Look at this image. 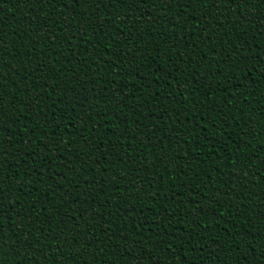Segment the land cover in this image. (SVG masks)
<instances>
[{
    "label": "trees",
    "instance_id": "1",
    "mask_svg": "<svg viewBox=\"0 0 264 264\" xmlns=\"http://www.w3.org/2000/svg\"><path fill=\"white\" fill-rule=\"evenodd\" d=\"M42 3L48 4V0H42ZM58 3L61 4L64 9H67L71 13L72 5L64 4L63 0H58ZM233 6L236 8V11L234 13H231ZM89 7L92 6L90 5ZM189 7H191V5H189ZM195 7L197 8V12L195 14V17H192V19L194 20L183 21L182 28H178L176 32H173L171 27L167 24V20L170 19L169 17L172 16L173 13H175L177 23L179 24L181 23L180 15L183 16L185 15V13L183 12V10L178 12L176 8H172L171 5H169L170 10L166 11L164 14V17L161 22L162 27L154 26L150 30L144 27L145 21L152 20L153 17L157 15L155 13V10H164L160 6H152L150 3L148 5V9L145 8L142 10V15L144 17L140 21V24H138L135 28L131 27V25L122 24L121 28L123 29V32L119 29L116 30L119 32V34L113 30H110L111 24L115 23L114 21L110 23L109 27L104 28L103 33L99 31L93 32L92 21H89L88 31L91 36L84 37L85 40L90 41L88 44H84L83 40L80 39L72 42L65 40V43L67 45H65V48L63 50H60L58 52L57 50L60 41H55L51 39L40 40V45H38L35 50L39 54L41 60L50 59L49 57H47V53L45 51L49 44L52 45V49H47V51H52L54 56L59 55L60 57V61L55 64L54 69L52 68L51 64H49L48 67L44 69L45 81H47V83H45V81H40V84H43L45 92H48L50 90L53 92L51 93L50 98H47V96L45 95V99L43 102L49 105L55 103L58 108L63 109L64 115L70 117V121L72 119L75 120V123L78 128L81 126L83 116L92 115L93 119L87 121L86 127L94 128L95 131L81 133V135H87L89 143H91L92 141L104 142L105 147L103 148L102 145L99 146L98 143L94 145L96 155H93L92 158L89 157V160L86 162L85 158L83 157V153L88 151L87 145H77L76 147L78 148V150L81 151V158H76V156L72 153L71 150L66 152L64 154V157H59L60 159L65 160L66 162L69 159L74 162V168L68 169L69 173H65L64 175L58 173L54 179L50 175L48 178L45 177V183L43 185L29 184V188L32 189V197L39 196L42 202L44 199H48L50 202V198H48L47 196L58 197L61 190H63L64 192L68 191L70 184L72 187L73 195L75 196L77 191L85 190L84 184H87V181H83L85 178L91 180L92 177L95 176L96 181H93V186H98L97 182L102 177H106L107 184L104 186V191L101 192L97 201H91L93 204L97 202L95 205H92V207L96 208L98 213H103L106 219L112 220L111 217H107V213L105 211V208L109 206L107 204V201H105L104 207H99V204L105 199V193H108V199L113 205H118V213L120 211L119 208H130L135 205L137 209L134 218L135 221L143 223L140 216V211L143 210L144 215L149 218L150 223H152L153 225V228L148 229L149 236L159 234L158 229L155 228L156 221L159 219V216L157 215L155 220L152 219L157 209H159L160 213L164 215H170L172 217L177 218H179V215L183 213L185 223H187V221L191 219V209L195 208V204L197 203L196 201L190 200V197L194 193H197L198 195L196 196V199L200 201V207L202 209H205L204 212L200 213V215L204 217L201 220V224L207 225L211 228L210 232H203L204 239L201 242L205 244L206 253L209 252L208 255H205L203 257V264H213V256L216 257V260L219 262V264H223V262L221 261V256L217 255V253H212L210 251V247H207V242L211 236H216L219 240L220 245H224L226 241L229 243L231 242L230 238L227 237V229H223V231L220 230V227L222 229L224 226L223 223H221V226L216 225L217 228L211 227L221 215L225 217H228V215L231 216V212L228 213L227 211V201H222L219 210H216V206L214 205L212 206V208H209L210 201L205 200L203 197V194L206 191H209L207 185L203 183L204 177L200 176L199 180H196L193 178V174L191 172L188 174L187 177H183V172L181 171L179 173L178 168L176 166L183 165L184 167H195L197 172H201L205 169L210 170L211 175L214 177V180L208 181L207 183L212 184L215 183V180H218L221 175L229 171V168L226 167L229 162L227 157L231 159L232 155L233 159H235V157L239 155L240 159L236 162L237 168L244 167L245 169H247L249 163H253L256 165H253L247 170L248 178L251 181L248 185H244L245 188L241 187V181H235L236 190L231 188L228 189V194H235L238 199H244V203L250 209L246 217V219L250 223H241V221L244 220L245 217L241 216L240 214H236L231 217V220L236 222L237 225H239L241 229L244 230V232L242 231L241 233V237L245 235L248 236V238L242 239L241 237H237V240L240 241L239 246L233 245V248H230L228 250L221 247L218 249V252L221 255H224L228 252V255H225V260L230 259V264H233L235 260H237L239 264H264V221L259 218L260 209L254 207V205L258 203L261 204L262 207H264V202H262V200H264V180H261L264 179V163H262L264 162V150H261V146L264 145V128H262L260 124V121L264 120V77L260 76V73L264 72V64H261L260 62L256 61L261 60V62L264 63V36H261L259 32V17L257 16L255 21H253V15L250 10V6H245V11L247 12V15H245V12L240 11V6L235 4V0H230V5H225L224 8V13H231L230 15L226 16V19H228L229 21H233V17H239V20L244 21V23L243 25H241V27L237 28L232 24L227 23L226 20L224 21V27L226 30H229L230 34L221 36L220 39L228 41V43L223 45V49L218 54H214L215 49H213L212 52L210 51V47L212 45H216V47L219 48L220 45L217 43L215 37L211 38L210 40H203L205 37L203 36L201 29L204 28V24L206 22L203 21L201 17L203 16L205 9L200 8L199 5H195ZM63 8L57 5L55 7V10L52 11L51 6L49 9H44L43 7H39L36 4H26L23 2V0H21V2L20 0H0V37H2L4 40L2 47L6 50L8 47L15 45V47H13L12 49L13 52L11 54L5 51L4 59L8 63H5L4 65L5 73L7 75L6 77H4V80L5 84L7 85V91L9 96L15 94L18 100L21 101V103H18L16 105V107L19 108L21 111L26 110L23 107L24 96L32 95L30 91L24 88V84L27 85L29 83V80L27 79L26 75H31L34 77L38 75V73L32 72L30 64L29 70L24 69V77H22L21 75H15V73L18 74L19 71H22V65L19 62H21L23 59H27L30 62H36L38 67L40 66L39 56L35 57L29 54L33 51V44H36V41H33V44L29 43V41L32 37H43L45 31H51L50 29L41 30L39 28L38 20L43 16L42 12L44 10L49 11V15L52 19H56L57 14H61V18H63ZM129 8L131 9L132 6L129 5ZM80 10L81 15H91L90 10L85 11L84 5H80ZM104 11L113 12V15H116L118 12L120 16L124 17L125 21L130 18L138 19V17H131V13H128V15H126V9L124 6H121L119 9H115L114 6L108 5L104 8ZM252 11L254 12L255 9H252ZM96 15H100V9L96 10ZM79 19V16H73L72 23L75 24V22ZM221 19L223 20L224 18L221 17ZM105 22L107 23V21ZM249 22H254L256 24V28L253 27V25ZM234 23H239V21H234ZM189 25L191 27H189ZM52 27H55V25L53 24ZM68 31L69 29L66 27L64 31L61 32V38H63V36L68 33ZM160 31L163 32L165 38L170 35L177 36V39L174 42V48H170L168 44H164L162 42ZM185 31H189L190 33L188 36V40L192 42L191 44H187L183 39ZM204 31L211 32L214 31V29L205 28ZM215 31L217 32V34H219V32L222 30L215 29ZM140 33H144L143 37H140ZM104 34H107V40L102 39V36ZM129 34L135 36L137 39L132 40L133 47L131 49L122 48L121 51L134 52L135 45L138 43L140 45H143L141 51L147 49V53L143 56H140L138 54V59L131 63H129L128 60H125L123 65H120L119 61L117 60L116 63L118 65V69L113 70L115 65L112 64L111 60H102H108L109 56H112V53L114 52V46L121 39V36H124L126 38L129 36ZM75 35V29H73L74 38ZM78 35L79 34L77 33V36ZM241 36H244L246 39L244 40V51L246 54H250L249 60H237V65L234 68H229L227 65H224L225 75L229 76L233 87L229 88L228 92H225L223 88L218 91H213V89L216 88L217 83L221 85H227L229 81L225 80L223 76L213 77L210 81H208V92L212 93L213 106L216 107V111H211V106L205 98V95L199 93L195 97H189L187 101L183 104V106H181L180 101H183L184 97L183 95H175V92L178 89L188 87V85L185 84L186 74H184L185 65L183 64V57L185 60L189 57H195L196 63L200 66L201 71L205 72L204 79H207L208 73L206 71V68L208 66L202 60L206 58L204 54H207L208 58L213 62L211 65V69L214 70L215 62L220 59V56H226L229 52H231L234 59L237 57L236 49L233 46L241 43V40H239L241 39ZM97 37L101 38L102 45L108 44L109 49L105 48L104 51L101 50L99 52L100 59H96L93 62L91 58L96 56V49L92 47V43ZM109 41H111L110 44ZM158 43L160 44L161 50L165 52L163 58H160V56L153 50L154 45ZM193 44L198 45V47L193 49ZM21 46L23 47L21 48ZM136 47L138 51L139 46ZM176 49H179V52L183 56L181 57V61L178 60L175 55H173ZM69 50L73 52V56L69 55ZM255 54H259V56L257 55L252 57ZM85 56L89 57L90 59L88 61H85ZM169 56H171V59H169ZM153 57L156 58L155 63H152ZM127 58L132 57L128 56ZM112 59L115 60V56H112ZM68 60H71L72 64H69ZM101 61L103 63H108L109 68H105L104 64ZM141 61H143L142 64ZM77 63H93L94 66L97 65V67H100L101 74L103 75L104 79L96 84V89L97 92L101 93L100 99H103L105 101L108 99V97H103L102 89L104 85L107 84L109 91H111L112 84L108 83V81L112 80L115 71L119 72V75H116L115 77L116 82L117 84L127 85V87L124 88V94L129 101V105H126L127 108H125L123 112L119 113L121 116L119 117L120 121H117L116 119L105 121L103 112L99 114L100 116L96 115V112L98 110H103L105 107L102 102H97L93 100L92 103L95 107L90 113L87 109V105L85 109H81L79 107V101L82 99L86 101L87 95L89 97L93 95L91 92H87L86 89L81 88V94L76 93L75 91L69 92L67 94L69 99L67 100L66 96L65 101L63 102H61L59 100V97L55 95V92H61V94H64L63 90L69 83L79 84V79L84 78L83 76H81L75 79L69 75V73L75 71V69H73V65H76ZM188 63H191V61H189ZM218 63L219 62H217V64ZM13 64H15V68L12 67ZM135 64H140V74L139 71H137V76L129 75V71L133 68ZM177 65L180 66L181 71L175 74L176 79H172L171 87H169L168 84L165 82L166 78H168V73H171ZM241 65H246V69H242ZM110 66L113 69H111ZM49 69L53 72L54 75L56 74L62 79V83L60 85H55L52 75L49 73ZM157 69L159 70L158 75L160 77V80L154 82L153 76L157 75ZM244 70H251L248 77L244 76ZM41 75H43V72H41ZM177 80L179 82H177ZM203 82L204 80L202 79L200 83ZM241 82H243V87H240L238 85V83ZM31 83L33 88H39V85L35 83L34 79L33 81H31ZM112 83H115V81H112ZM133 85H135V89L146 88L147 90L143 94L135 93ZM157 87H159L165 94H167L168 92H172V99L161 101L160 104H157L155 99L151 95L157 89ZM253 89L255 90L254 97L252 95H248V101H243L245 104L241 103V97L239 95L235 99H233L232 97L233 92L251 93ZM184 95L185 97H187L188 93L185 92ZM145 97H147L148 100H151L152 103H146L145 108L137 112L135 109L136 99L144 100ZM94 99H96V97H94ZM15 102V97H13V105H15ZM5 103H8V97H6ZM73 103L76 104L75 111H71ZM229 104L233 107L242 108L244 113H246V116L239 120L241 127H237L236 120L229 119V117L233 116L232 111L229 109V107H227V105ZM148 107H152V113L150 115L147 113ZM183 108L191 110L187 113V116L190 117V120L185 118ZM253 109L256 110L255 119L249 121V124H252L256 128V132L253 133L251 136H248L241 131V128L248 127V124H246V120H248L249 117H252ZM165 111L167 117H169L168 124L170 125L174 123V120L172 118L175 117L177 111H180V119L182 123L180 134L182 138L184 136V133L187 132V129L190 128L193 124H195L196 121L201 118V116L207 117L208 119L201 120L200 124L201 129H203L205 124L208 125L207 136H205L203 131H200V137L203 143L198 144L193 139V135L189 134L188 143L186 142L187 145L183 146L185 149L184 151L177 153L175 149L180 145H178L175 140H171L170 147L165 149L164 152H160L159 141L164 135L163 131H161V133L155 136H151L149 140L145 138V134L151 135L152 133V125L148 122L150 120L155 121L157 114L165 113ZM10 114L13 116L12 122L18 123L19 121L16 117L19 116L20 113L12 112ZM44 114L47 115V110H45ZM137 117H139L140 120L145 121L147 126L136 122ZM23 119L24 120L22 121V125H13L12 128L17 131L18 134L22 135V132L24 133L23 138L19 141V145L27 147V145L24 144V140L27 138V132L23 129V125L26 124L31 127L32 121H35L38 124L41 119V113L37 111L31 114L28 118L23 117ZM225 119H228L227 124H223V121ZM5 120H7V118H5ZM126 120L129 122L127 125ZM157 122L163 126V121ZM45 127L47 128L48 126L46 125ZM137 129H139L137 135H135L129 140V133L135 132L137 131ZM4 132L6 136H9V139H12V132L10 129L5 128ZM229 133H232L233 138L235 140L234 143L230 141L227 143L225 142V137ZM60 134L64 135L63 133ZM39 135L40 133L38 132L37 136ZM53 135H55V133H53ZM68 139L69 137L65 136V141H67ZM77 139H79V136H77ZM217 140L220 142L219 144L216 143ZM165 142L167 143L169 141L165 140ZM249 142L251 143L252 147L251 145H248ZM5 143L9 144L10 146V141H5ZM36 143L38 144V142ZM45 143H47V140H45ZM148 143L156 144L157 147L152 151H149L147 148L141 147L138 153L137 145L142 146ZM112 144H115L117 146L116 152H113L111 150L110 146ZM239 144L241 145V149L239 152H237ZM221 145L224 146L223 151H221ZM247 146L251 148L249 149ZM188 148L192 149V156L188 155ZM229 150L231 152V155L229 154ZM36 151L40 152L42 150L39 146H37ZM101 151H104L106 153L107 159L99 155ZM129 151H131L133 155L142 154L141 158L143 159L145 167H147L145 171H141L139 173V178L145 181L143 184V191L140 193H135L134 191V189L141 188L139 182L135 186H131V180L133 175L135 174L131 171V167L129 165V161L131 160V157L128 156ZM197 153H203V156L201 157L203 162H200V160L195 158ZM13 155H19V153L16 152L13 153ZM47 155L55 163L60 162L57 159L60 154L56 152L55 148H52L51 151L47 153ZM6 156L7 153H5V157ZM176 157L178 159L180 157V159L177 160ZM257 157H259V159H257ZM121 158H123L124 161L121 160ZM160 159L165 160L166 164H159L158 162ZM94 161H97V163H94ZM5 162V175H9V179L8 181H3V187L5 189H8L9 187L20 189V185H15V183L12 184V170L14 167L13 164H15V159L11 161L13 164L8 163L7 161ZM47 163V158H45L46 166H50L47 165ZM102 164H107V173L106 170H104L105 173H102L100 171V166ZM31 165V156H29V160L26 165L23 161H21L20 175L19 177H14V180L18 179L19 182L23 184L26 183L28 179H34V177L28 178L27 173H25V177H23V169ZM81 165H83L82 170ZM216 166L219 167V169H216L217 172L213 170ZM135 167H141V165L137 162L135 163ZM40 170L44 171V169ZM32 171L36 172L35 178H39L40 173L36 169H32ZM73 172L75 173L73 174ZM118 172L123 173L124 178L122 181H120L116 175V173ZM161 173L164 176V181L159 180V174ZM230 175H232L234 178L237 175L242 176L243 171H241V173H230ZM183 179L189 180V188H192L193 184L195 185V188L192 192L185 190L180 195L175 194L177 196L173 198V189L171 185L174 182L176 186L175 191L179 192L181 184L183 185ZM225 179H227V177H225ZM57 181H59V184L56 185ZM221 182L223 183L224 181ZM150 184L153 187H150ZM217 187L220 189V191L216 193L217 197L219 198L220 194L225 190L226 185L218 184ZM47 189H54V191H51L49 193L48 191H46ZM156 190H161L162 193H167V197L161 195L155 201L145 200L142 198L139 200L136 199L137 195L143 197V195L151 194L153 191ZM212 191L215 192L214 186L212 188ZM30 194L31 193H25L23 191H19L17 193H7V199L9 200V202L5 205V207L8 209L9 212H12L13 214H16V211H21L23 215H27L31 211L39 215L41 211H44L43 209L38 207L30 210L27 206L29 203ZM85 195H88L87 191L85 192ZM19 197L23 198L22 204L17 201ZM124 197H128V199H124ZM181 199L186 202L184 206H180L179 204V201ZM12 201L17 202L16 210L11 207ZM76 203L82 204L83 202L80 200H76ZM165 204L167 205V207H162V205ZM238 204L239 201H237L236 206H238ZM73 207H75V205L72 204L71 200H69L68 204L65 205V208L67 209V212L69 214L70 212H72ZM173 207H177L179 209V212H173ZM58 208H60L59 199H57L55 202V208H49L48 212L44 213V222L47 221L49 215H52L55 218L54 223L57 219L63 217L67 223V228L64 231L72 233L74 229V224L76 223V218L71 217L69 215V218L71 220L68 219V216L64 211H61L57 215L56 209ZM149 208H151L152 210L149 211ZM77 211H79V209H77ZM89 211H85L83 213V211L81 210V219H83L84 215L85 217H88ZM4 214L8 215V212L5 211ZM93 215L95 216V214ZM100 219L101 220L93 222L95 224L93 230L91 225H86V227L88 228V233L87 235L85 234L84 236H82L80 240H72L71 236H68V244L63 245V247L57 245L55 249V241L47 239L49 238V236L55 237L57 235H60V240L63 244V241L66 237L61 233L59 225L56 226L55 232L48 231L47 234L44 233L43 227H41V233L36 232L35 236H32V239H35L34 245L29 243L27 245L18 244L14 246L11 242L12 237L29 235V233H21L19 229L13 231L10 222L11 216H9L8 229L6 228L4 232L5 247L8 248L4 257L6 264H14V259H17V264H19L20 258L24 259V264H74V261L79 258L83 260V264H87V260H85L81 254H77L76 256L70 255L71 253L76 252V248L74 247V245L76 247H79L80 244H85L87 246L88 253H84L83 255L89 260H92L93 258L94 264H96V261H101L100 264H136V261L132 259V257L136 255V253L126 252V249H124L129 247L131 241L124 243V248H121L120 245L117 243L112 244V247H105L104 251L101 252L100 247H104V244L107 245L109 243V240L107 236L104 237L103 233H99L101 243L99 241H96L95 239V232H97L99 228H101V231H103V228L108 227V224L105 223L104 217H100ZM121 219L122 218L118 217L113 221L111 227L114 231L116 230V225L121 222ZM132 222V220H128L129 224H131ZM37 223L43 222L37 221ZM80 226L81 231L83 232L85 225L82 221L80 222ZM228 228L229 231L234 232L231 223L228 224ZM248 228H252L251 233L247 231ZM192 230L200 231V229L195 228L194 225ZM2 231L3 228H0V232ZM131 231L136 232V228L133 226ZM180 231L186 232L185 240H187L188 230L180 228ZM164 234H168L166 228ZM116 235H120L119 230L117 231ZM176 235H178V233H173L174 238L176 237ZM253 237L256 238L253 239ZM120 238L127 241V237ZM113 239L116 240L117 237H113ZM248 240H252V244L248 245L250 252L247 249ZM148 243L149 245H146V247H150V245H152L151 240H149ZM180 243L181 241L173 239V250H175L176 248L175 245H179ZM212 243L216 244L217 242L213 241ZM253 245L256 247V253ZM36 247L45 248V251L41 252L40 248ZM93 247L96 249L95 252L91 251ZM155 247H160V245L157 244L155 245ZM113 248H115L116 251H113ZM57 251H60V254L57 255ZM138 251L143 255H147L149 259L153 261V264H156V262L160 259L167 261L168 264H170L173 259H176L177 264H195L194 258H199V253H189L188 257H185L183 255L182 248L176 250V254L178 255V257L175 258L172 257L173 251L170 250L167 251V254H164L162 256L157 255V257H154L151 252H144L142 248ZM198 251L202 252L204 250L199 249ZM32 252L35 253L34 256L29 255V253ZM138 254L139 253H137V255ZM255 255L259 257L258 261H253V257ZM103 257H106V260H104ZM160 264H162V261L160 262Z\"/></svg>",
    "mask_w": 264,
    "mask_h": 264
},
{
    "label": "snow or ice",
    "instance_id": "2",
    "mask_svg": "<svg viewBox=\"0 0 264 264\" xmlns=\"http://www.w3.org/2000/svg\"><path fill=\"white\" fill-rule=\"evenodd\" d=\"M21 2V0H20ZM24 3H32L36 4L39 7H43L44 9H49L51 6V10L54 11L55 7L58 5L59 7L63 8L61 4L58 3V0H48V4H43L42 0H23ZM64 4L72 5V11L71 13L67 10L64 9L63 12V18H61V14L56 15V19H52L49 15V11L44 10L43 16L38 20V25L41 30L45 29H50L51 31H45L44 36L37 38V37H32L29 43L33 44V41H36V44H33V51L29 53L30 55H33L35 57H38L39 54L35 50L38 45H40V40L41 39H51L55 41H60L59 46H58V52L60 50H63L65 48V40L68 41H76L78 39L83 40L84 44H88L90 41L85 40L84 37H90L91 34L88 31L89 28V21H92V26H93V32H104L105 27H109L111 22H115L114 24H111V29L115 31L116 33L119 34L117 29L123 32V29L121 28V25H131V27L135 28L138 24H140V21L143 19L142 15V10L143 9H148V5L151 3L152 6H160L164 10L163 11H156L155 13L157 14L156 16L153 17L152 20L145 21L144 27L147 29H151L154 26H160L162 27V19L164 17V14L166 11L170 10L169 5L176 8L178 12L183 10L185 15L181 16L180 15V21L181 23H177V18L175 16V13L172 14L167 20V24L171 27L173 32H176L178 28H182L183 21L185 20H194L192 17H195V14L197 12V8L195 5H199L200 8L205 9L203 16L201 19L205 21L206 23L204 24V28L201 29V32L203 33V36L205 37L203 40H210L211 38L215 37L217 40V43L220 45V47H216V45H212L210 47V51L213 52V49H215L214 54H218L222 49L223 45L228 43V41L220 39L221 36L224 35H229L230 32L229 30H226L224 27V21L226 20L227 23L232 24L233 26L239 28L241 25H243L244 21H240L239 17H233V21H229L226 19L227 15H230L231 13H234L236 11V8L233 6L232 7V12L231 13H224V8L225 5H230V0H63ZM235 4L240 6V11L245 12V15H247V12L245 11V6H250V10L253 15V21L259 17V32L261 36H264V0H235ZM78 5V6H77ZM80 5L85 6V11L90 10L91 15H81V10H80ZM92 7H89V6ZM108 5L114 6L115 9H119L121 6H124L126 9V15L128 13H131V17H138L137 18H130L127 21H125L124 17L120 16L119 13L117 12L116 15H113V12H105L104 8L107 7ZM129 5L132 6V8H129ZM191 5V7H189ZM218 5V7H217ZM171 8V9H172ZM100 9V15H96V10ZM139 9V10H137ZM252 9H255L253 12ZM73 16H79L80 19L77 20L74 23H72V17ZM221 17L224 19L222 20ZM94 18V19H93ZM107 21V23L105 22ZM234 21H239V23H234ZM99 22V23H97ZM253 25V27L256 28V24L254 22H249ZM55 25V27H52V25ZM211 26V27H209ZM68 28L69 31L66 35L61 38V32L64 31L65 28ZM189 27H191L189 25ZM214 29V31L211 32H205L204 29ZM73 29H75V38L73 37ZM215 29L222 30L217 34ZM138 30V29H137ZM159 31V27H158ZM77 33L79 34L77 36ZM189 31L184 32V37L183 39L187 44H191L192 42L188 40L189 36ZM144 33H140V37H143ZM121 36V35H120ZM160 36L162 37V42L164 44H168L170 48H174L175 44L174 42L177 39L176 35H170L168 37H164V34L162 31H160ZM102 39L107 40L108 36L107 34H104L102 36ZM137 39L135 36L129 34L128 37L121 36V39L117 42V44L114 46V52L112 53V56H115V60L112 59V56H109L108 60H102V61H109L111 60L112 64L115 65L114 69L111 67V69L116 70L118 69V65L116 61H119L120 65H123L125 60H128L129 63L136 61L138 59V54L140 56H143L147 53V49H144L143 51V45L136 44L135 45V51H128V52H123L121 51L122 48L125 49H131L133 47L132 45V40ZM241 43L234 45L233 47L236 49L237 57L234 59L233 55L231 52H229L226 56H220V59L215 62V69H211L212 61L208 58L207 54H204L206 57L205 59H202L205 64L208 66L206 68V71L208 73L207 79H204L205 77V72L201 71L200 66L196 63V58L195 57H189L188 59H184V57L181 55L179 52V49H176V51L173 53L177 57L178 60L181 61V57H183V64L185 65L184 67V74L185 75V84L188 85V87L181 88L176 90L175 95L181 96L183 95L184 99L183 101H180L181 106L187 101L189 97H195L198 93L205 95V98L207 99L209 105L211 106V111H216V107L213 106V101H212V93L208 92V81H210L213 77H219L223 76L225 80H228L229 83L227 85H221L217 83L216 88L213 89V91H218L221 88L225 92L229 91V88L233 87V84L231 83V80L229 76L225 75V70H224V65H227L229 68H234L237 65V60H244L248 61L249 60V55L246 54L244 51L245 45H244V40L245 37L241 36ZM3 38L0 37V228H3V231L0 232V264H6V261L4 259L5 253L8 250V248L5 247V236L4 232L5 229H8V224H9V216H11V225H12V230L16 231L19 229L21 233L27 232L29 235H21L19 237H12L11 242L14 246L18 244H23L27 245L31 243L34 245L35 239H32V236H35L36 232L41 233L40 229L43 227L44 233L47 234L48 231L55 232L56 231V226L59 225L61 229V233L66 237L65 240L63 241V244L61 243L60 240V235H57L55 237H50L47 240H54L55 241V249L57 245H60L63 247V245L68 244V236H71L72 240H80L82 236L85 234L87 235L88 233V228L86 225H91L92 230L95 227V224L93 223L94 221L101 220L100 217H104L105 223L108 224V227L103 228V231H101V228L95 232V239L96 241H100V236L99 233H103L104 237L107 236L109 243L107 245L104 244V247H100L101 252L104 251L105 247H112V244H119L121 248H124V243H127L128 241H131L129 247L124 248L126 249V252H132L136 253L132 257L133 260L136 261V264H153V261L149 259L147 255L141 254L138 250L143 249L144 252H151L154 257H157V255H164L167 254V251H173V258L178 257L176 254L177 249H183V255L185 257H188L189 253H199V258L195 257V264H203V257L205 255H208L209 252L206 253V247L205 244L202 243L201 241L204 239L203 237V232H210L211 228L207 225H202L201 220L204 218L203 216L200 215V213L204 212L205 209H202L200 207V201L196 199V196L198 195L197 193H194L191 197L190 200L196 201L197 203L195 204L196 207L191 209V219L185 223L184 220V214L181 213L179 215V218L177 217H172L170 215H164L160 213L159 209L156 210V213L152 217V219H156V216H159V219L156 221L155 228L158 229L159 234L158 235H148V229L153 228L152 223H150L149 218L144 215L143 210L140 211V216L141 222L135 221V215L137 212V209L135 205H133L130 208H119L120 211L118 213L117 211V206L118 205H113L111 201L108 199V193H105V199L99 204V207H104L105 206V201H107V206L105 208V211L107 213V217H111L112 220H108L105 218L103 213H98L96 208H93V204L91 201L92 200H98L99 196L102 191H104V186L107 184V179L106 177H102L98 182V186H93V181H96V177H92L91 180L85 178L83 181H87V184H84L85 190L84 191H77L76 195H73L72 187L71 184L69 185L68 191L64 192L63 190L60 191L58 197L57 196H47L50 198V202L48 199H44L43 202L41 201L40 197H32V189L29 188V184H35V185H43L45 183V177H49L50 175L54 179L58 173L60 174H65L69 173L68 169L69 168H74L73 166V161L69 159L67 162L63 159H60L59 157H64V154L68 152L69 150L72 151V153L77 157L81 158V151L78 150L76 147L77 145H87L88 151L83 153V157L85 158V161L87 162L89 160V157L92 158L93 155H96V152L94 150V145L97 143L99 146L105 147L104 142H97V141H92L91 143L88 142V136L87 135H81V133H88V132H94V128H88L86 127L87 121L93 119L92 115H85L82 117V123L81 126L78 128L75 120L72 119L70 121V117L67 115L63 114V109H60L56 106L55 103L52 105L44 103L45 95L47 98H50L51 93L53 91H44L43 84H40V81H45V73L44 69L48 67L49 64L52 65V68H55V64L60 61L59 55H53L52 51H47V49H52V45L49 44L47 48L45 49L47 53V57L50 59H45L40 60V66H37V63L30 62L27 59H23L21 62H19L22 65V71H19V73H15V75H23L24 69L29 70V65L31 64V70L32 72L38 73L36 76H31V75H26L27 79L29 80V83L27 85L24 84V88L27 89L32 93V95H25L24 96V101H23V107L26 109L25 111H21L19 108L16 107L18 103H21V101L18 100L17 96L15 94L9 96L8 91H7V85L5 84L4 77H6L5 73V63H8L5 61V51L9 54H11L13 51V47L15 45L8 47L6 50L3 49L2 44H3ZM203 42V41H202ZM111 41H109V44ZM194 45V46H193ZM192 47L195 49L198 47V45L193 44ZM139 46V50L137 51V47ZM23 46H21L22 48ZM68 47V46H67ZM92 47L96 49V56L91 58L93 62L96 59H100L99 57V52L101 50L104 51L105 48L109 49L108 44H103L101 42V38L97 37L95 38V41L92 43ZM69 49V48H68ZM153 50L160 56V58H163L165 55V52L161 50L160 44L154 45ZM69 55L73 56V52L69 50ZM150 55V54H148ZM259 56V54H255L254 56ZM128 56H131L132 58H127ZM90 58L85 56L84 60L88 61ZM169 59H171V56H169ZM201 59V57H200ZM101 61V62H102ZM154 61V62H153ZM191 61V63H188ZM260 62L261 64H264L261 62V60H256ZM156 62V58H152V63ZM217 62H219L217 64ZM69 64H72L71 60H68ZM103 63V62H102ZM143 61H141V64ZM105 68H109L108 63H103ZM150 66V65H149ZM13 68H15V64L12 65ZM242 69H246V65H241ZM73 69H75L74 72L69 73V75L72 78H79L83 76V79H79L80 83H69L65 88H64V94H61V92H55V95L59 97V100L61 102L65 101V97L67 96V100L69 99L68 93L75 91L76 93H80V89H86L87 92H91L93 95L89 97L87 95V100L85 101L84 99L79 101V107L81 109H85L87 105V109L89 110V113L93 110L95 107L92 103L93 100L97 102H102L104 104V109L103 110H98L96 112V115L100 116L99 114L103 112L104 114V119L105 121H109L111 119H116L117 121H120L119 117L121 112L126 107V105H129L128 99L125 97L124 94V88L127 87L126 84H117L116 82V75H119L118 71L114 72L112 80L108 81V83L112 84V89L109 91L107 84L104 85L102 92H103V97L107 96L108 99L105 101L103 99H100L101 93L97 92L96 89V84L99 81H102L104 79L103 75L101 74V69L100 67H97V65H93V63H77L76 65H73ZM137 71H139L140 74V64H135L133 68L129 71V75H134L137 76ZM180 66L177 65L175 69L171 72L168 73V78H166V83L168 84L169 87H171L172 79H176V73L180 72ZM41 72H43V75H41ZM157 75L153 76V81H159L160 77L158 75L159 70H156ZM251 70H244V76L248 77L249 73ZM49 73L52 75V78L54 80L55 85H60L62 83V79L58 77L56 74L54 75L53 72L49 69ZM211 73V74H209ZM261 77H264V72L260 73ZM102 77V79H101ZM35 80V83L39 85V88H33L31 81ZM204 80L203 83H200L201 80ZM112 81H115V83H112ZM256 81V80H255ZM177 82H179L177 80ZM47 83V81H45ZM240 87H243V82L238 83ZM236 87V88H240ZM133 88L135 89V85H133ZM146 88L142 89H135V93L143 94L146 92ZM185 92L188 93V96L185 97ZM81 94V93H80ZM152 97L155 99L157 104H160L161 101H166L172 99L173 93L168 92L165 94L159 87L151 94ZM241 97V103L245 104L243 101L247 100L248 95H252L254 97L255 95V90L251 93H232L233 99H235L237 96ZM8 97V103H5V99ZM13 97H15V105H13ZM96 97V99H94ZM38 102V103H37ZM151 104V100H148L147 97H145L144 100L136 99L135 103V109L136 111H140L145 108V104ZM154 107V105H153ZM229 109L232 111L233 116L229 117V119H234L236 120L237 127H241L239 120L244 118L246 116V113H244L242 108L239 107H233L232 105H227ZM45 110H47V115H45ZM76 110V104L73 103L71 111ZM40 112L41 113V119L39 123L37 124L35 121H32L31 124L32 126L29 127L28 125L24 124L23 129L27 132V138L24 140V144L27 145V147H23L19 145V141L23 138L24 133L22 132L21 134H18L17 131H15L12 126H20L22 125V121L24 120L23 117H29L31 114L35 112ZM191 111L190 109L183 108V113L185 115L186 119L190 120V117L187 116V113ZM12 112H19L20 115L17 116V120L19 121L18 123L12 122V115L10 113ZM147 113L150 115L152 113V107L147 108ZM54 114V115H53ZM256 115V110L253 109V115L252 117H249L246 124H248V127H242L241 131L244 132L246 135L251 136L253 133L256 132V128L252 125L249 124V121L254 120ZM181 113L180 111H177V114L175 117L172 119L174 120L173 124H168V119L165 113H158L156 116L155 121H149L148 123H151L152 125V133L151 135L145 134V138L149 140L151 136H155L161 131H163L164 135L159 141V151L164 152L165 149L170 147V141L175 140L179 147L175 149L177 153L184 151V145H187L188 143V135L192 134L193 139L199 144L203 143L201 141L200 137V131H203L205 136H207V131H208V125L205 124L203 129L200 128L201 120H207V117L201 116L199 120L196 121L195 124H193L190 128L187 129V132L184 133L183 138L181 137V128H182V123L180 119ZM7 118V120H5ZM70 121V122H69ZM157 121H163V126L158 123ZM179 121V122H178ZM138 123L147 126L145 121H142L137 117ZM129 122L126 120V125ZM228 119H225L223 121V124H227ZM260 124L262 128H264V120L260 121ZM48 126L47 128L45 126ZM10 129L12 132V139H9V136L5 135L4 129ZM175 129V130H174ZM199 129V130H198ZM206 130V131H205ZM40 133L39 136H37V133ZM139 132V129L137 131L129 133L128 139L130 140L132 137L137 135ZM55 133V135H53ZM60 133H63L64 135H61ZM65 136L69 137L67 141H65ZM77 136H79V139H77ZM45 140H47V143H45ZM165 140H168L169 142H165ZM205 140V139H204ZM5 141H10V146L9 144L5 143ZM206 141V140H205ZM232 142L234 143L235 140L233 138L232 133H229L225 137V142ZM38 142V144L36 143ZM187 142V143H186ZM217 144L220 142L217 140ZM130 145V144H129ZM248 145H251L249 142ZM39 146L42 151L37 152L36 147ZM111 150L113 152L117 151V146L115 144H112ZM147 148L149 151H152L157 147L156 144L153 143H148L144 145H137V150L139 153V149ZM248 147V146H247ZM252 147V145H251ZM251 147H248L249 149ZM52 148H55L56 152L59 153L60 155L58 156V160L60 161L59 163H55L48 155L47 153L51 151ZM237 148V147H236ZM63 149V150H62ZM241 149V145L239 144V147L237 148V152H239ZM224 150V146L221 145V151ZM261 150H264V145L261 146ZM18 152L19 155H13V153ZM188 155L192 156V149L188 148L187 149ZM5 153H7V156L5 157ZM118 154V153H117ZM229 154L231 155V152L229 150ZM100 156L105 157L107 159L106 153L104 151H101L99 153ZM142 154H137L133 155L131 151L128 152V156L131 157V160L129 161V165L131 167V171L135 174L132 177L131 180V186H135L138 182L141 185V188L139 189H134L135 193H140L143 191V184L144 180L139 178V173L141 171H145L147 167H145L143 163V159L141 158ZM29 156L32 158V165L29 167H25L23 169V177H25V173H27L28 178L29 177H34V179H28L26 183L21 184L18 179L14 180V177H19L20 171H21V161L24 162L26 165L29 160ZM203 156V153H197L196 159L200 160V162H203L201 157ZM178 157V156H177ZM176 157V158H177ZM45 158H47V165L45 164ZM15 159V164H13L11 161ZM180 159V157H179ZM177 158V160H179ZM228 159V164L226 167L229 168V171L219 177L218 180H215V183L208 184V181L214 180V177L211 175L210 170H202L201 172H197L195 167H184L183 165H177L176 167L178 168V172L180 173L181 171L183 172V177H187L188 174L191 172L193 174V178L196 180H199L200 176L204 177L203 183L207 185L209 191H206L203 194V197L205 200L210 201L209 208H212V206H216V210H219V207L222 204L223 200L227 201L226 207L228 213L231 212V216L228 215V217H225L221 215L217 221L213 223L211 227H216V225H220L223 223V228L220 230L223 231V229H227V237L230 238V243L225 242L224 245L219 244V240L216 236H211L207 242V247H210V251L212 253H217V255L221 256V261L223 264H230V259L225 260V255H228V252L225 253L224 255H221L218 252V249L223 247L224 249L228 250L230 248H233V245H238L240 244V241L237 240V237H241L242 231L244 230L241 229L239 225H237L236 222L231 220V217L236 214H240L241 216L245 217L244 220L241 221V223H250L246 217L247 213L250 211L248 206L244 203V199H238L235 194H228V189H235V181H241V187L245 188L244 185H248L249 182L251 181L248 178V169L251 168L253 163H249L248 168L245 169L244 167H239L237 168L236 162L240 159L239 155L233 159V156L231 155V159ZM259 159V157H257ZM123 160V158H121ZM12 163L14 165L13 167V176H12V184L15 183V185H20V189L16 188H8L5 189L3 187V181L9 179V175H5V169H6V162ZM124 161V160H123ZM139 163L141 167H135V163ZM94 163H97V161H94ZM159 164L165 165L166 162L163 159H160ZM264 163V162H262ZM123 164V163H122ZM256 166V165H255ZM32 169H36L39 173L40 176L39 178L36 177V172L32 171ZM40 169H44V171H41ZM83 169V165H81V170ZM216 169H219L218 166H216L213 170L216 171ZM15 170V171H14ZM108 172V166L107 164H102L100 166V171L102 173ZM243 171V175H237L235 178L230 175V173H241ZM217 172V171H216ZM75 172H73L74 174ZM118 179L120 181L123 180L124 176L122 172L116 173ZM227 177V179H225ZM159 180L164 181V176L163 174H159ZM264 180V179H261ZM221 181H224L223 183ZM183 185L181 184L179 192L175 191V183L171 185L173 189V198L177 195L175 194H181L185 190H188L190 192L193 191L195 188V185H192V188H189V180L188 179H183L182 180ZM59 184V181L56 182V185ZM218 184H225L226 188L225 190L220 194V197L218 198L216 193L220 191V189L217 187ZM150 187L151 184L149 185ZM213 186L215 187V192L212 191ZM19 191H23L25 193H31L29 195V203H28V208L35 209V208H41L44 211H41L39 215H37L34 212H29L27 215H23L21 211H16V214H13L12 212H9L8 209L5 207V205L9 202L7 199V193H17ZM38 191V189H37ZM49 193L51 191H54V189H47ZM88 192V195H85V192ZM164 195L167 197V193H162L161 190H156L153 191L151 194H145L143 197H140L139 195L136 196V199H145V200H152L155 201L159 196ZM59 199L60 201V208L56 209L57 215L61 212L64 211L68 219L69 215L71 217L76 218V223L74 224V229L72 233L65 232L64 230L67 228V223L63 217H60L57 219L54 223V217L52 215L48 216V219L46 222H44V213L48 212L49 208H55V202L56 200ZM124 199H128V197H124ZM69 200H71L72 204L75 205V207L72 208V212L70 214L67 212V209L65 208V205L68 204ZM76 200H80L83 203H76ZM19 203H23V198L19 197L17 200ZM237 201H239L238 206ZM264 202V200H262ZM185 201L181 199L179 201L180 206L185 205ZM119 204V201H118ZM87 206V207H85ZM246 206V207H244ZM11 207L16 210L17 208V202H13L11 204ZM162 207L166 208L167 205H162ZM254 207L260 209V214L259 218L264 221V207L261 206V204H255ZM79 209V211H77ZM135 209V210H133ZM89 211V216L85 217L83 216V219L80 217V211ZM149 211L152 209L149 208ZM5 211L8 212V215H5ZM173 212H179V209L177 207H173L172 209ZM95 214V216L93 215ZM118 217L122 218L121 222L116 225V230L114 231L113 228L111 227L113 221L117 219ZM71 220V219H70ZM128 220H132L133 222L131 224L128 223ZM37 221H41L43 223H37ZM83 222L85 225L83 232L81 231V226L80 222ZM167 221V223H166ZM232 224V229L233 231H229L228 224ZM175 225V226H173ZM193 225L195 228L200 229V231H195L192 230ZM133 226L136 228V232L131 231ZM253 227V226H252ZM165 228L167 229V235H165ZM180 228L186 229L187 231V240H185V233L183 231H180ZM119 230L120 235L117 236L116 233ZM247 231L249 233L252 232V228H248ZM259 231V230H258ZM173 233H178L176 237L174 238ZM113 237H117L116 240L113 239ZM120 237H127V241L124 239H121ZM242 239H247L248 236L243 235L241 237ZM256 237H253L255 239ZM173 239H177L181 241L179 245H175L176 248L173 250ZM152 241V245L150 247H146V245H149L148 241ZM216 241V244H213L212 242ZM159 244L160 247H155V245ZM252 244V240H248L247 243V249L250 252V249L248 248V245ZM76 252L71 253L70 255L76 256L77 254H81L85 260H87V264H94L93 258L92 260H89L87 257H84V253H88V248L85 244H80L79 247H76ZM256 253V247L253 245ZM40 248L41 252L45 251V248L42 247H36ZM163 249V251H162ZM199 249H203L204 251H198ZM196 250V251H193ZM92 252H95L96 249L93 247L91 249ZM113 251H116L115 248H113ZM137 253H139L137 255ZM34 252L29 253L30 256H34ZM56 254H60V251H57ZM78 257V256H77ZM247 257V256H246ZM213 264H219V262L216 260V257L213 256L212 259ZM104 260H106V257H103ZM259 257L256 255L253 257V261H258ZM74 261V260H72ZM162 261V264H168L167 261H164L163 259H160L156 262V264H160ZM101 261H96V264H100ZM14 264H17V259H14ZM19 264H24V259L20 258ZM74 264H83V260L76 259L74 261ZM170 264H177L176 259H173ZM233 264H239L237 260L233 262Z\"/></svg>",
    "mask_w": 264,
    "mask_h": 264
}]
</instances>
